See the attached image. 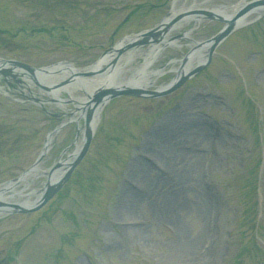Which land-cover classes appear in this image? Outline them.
Returning a JSON list of instances; mask_svg holds the SVG:
<instances>
[{
    "label": "rangeland",
    "instance_id": "1",
    "mask_svg": "<svg viewBox=\"0 0 264 264\" xmlns=\"http://www.w3.org/2000/svg\"><path fill=\"white\" fill-rule=\"evenodd\" d=\"M7 1L11 3L10 8L0 0V20L4 21L1 24L8 19L5 12L14 10L8 14L11 17L8 20L18 22L19 27L22 23H35L39 29L46 27V33L28 36L30 27H26L19 39L31 45L18 48L16 45L11 53L3 48L4 55L38 66L65 59L77 67H84L97 58L98 45L105 48L104 45H112L124 35L157 23L173 3V0H126L129 5L135 4L130 11L124 0ZM193 1L202 0H177L175 6H186ZM204 1L206 6H217L240 0ZM28 5L35 13L29 14ZM69 11L72 14L67 15ZM128 13L130 17L108 42L113 26ZM38 15L46 16L41 20L47 19L48 25L36 24ZM85 16L99 22L98 31L81 43L96 46L85 51L77 50L75 45L56 47L58 37L64 39L59 26L76 24ZM9 24L6 22L4 26L14 29ZM189 26L179 28L186 30ZM219 27V23H209L193 30L190 36L207 38ZM254 30L242 38L249 40V48L264 49L261 44H252L250 38L257 37ZM184 51V46L164 48L151 69L163 65L171 56L180 57ZM261 59L264 54L260 58L254 56L253 61L244 60L242 55L238 58L220 54L217 63L234 68L231 70L239 74L240 86L227 76H218L220 70L212 62L204 72L217 75L215 80L210 83L209 79L198 76L188 79L186 82L191 86L177 102L175 96L180 87L153 99L121 96L104 104L95 121L90 145L63 187L34 212L13 213L0 219V264L10 254L11 246L20 251L19 260L33 264L61 231L72 240L60 252V264H264V125L254 132L255 136L249 131L258 119L257 106L261 105L264 122V77H256V73L264 71L258 66ZM139 60L140 57L136 59ZM263 63L264 60L262 67ZM173 74L159 76L151 88L169 82ZM252 78L256 82L260 80L261 85L255 86ZM206 83L216 89L220 87L226 98L211 87H201ZM206 91L219 96L195 95ZM71 93L82 96L79 91ZM61 96L66 94L61 92ZM190 96L192 100L187 99ZM233 100L240 110L235 117L227 107ZM185 102L187 106L195 105L192 107L195 111L184 112ZM33 103L32 99L11 102L0 96L1 154L8 149L15 158L10 166L5 161L1 164L0 181L19 174L34 160L43 148L46 122L50 128L58 124L57 119L41 114ZM45 106L52 112L66 111L62 120L77 116V113L68 115L73 110L72 104L64 105L63 109L55 103ZM199 111L209 113L218 124L211 122L206 128L198 124L203 132L195 130L193 123L206 118ZM77 124L68 123L54 136L51 147L38 163L40 173L47 171L68 144L70 147L61 158H66L80 144L82 118ZM137 169L143 171L140 176H136ZM40 173L32 179L30 187L42 185L45 177ZM72 194L93 210L96 217L87 214L81 219L79 213H69L67 209L59 215L57 205L64 203L65 208L73 207V201L69 204L67 199ZM212 207L216 211L210 221L211 235L205 231ZM205 238H211L206 250L201 247ZM211 252H215L213 258Z\"/></svg>",
    "mask_w": 264,
    "mask_h": 264
},
{
    "label": "bare ground",
    "instance_id": "2",
    "mask_svg": "<svg viewBox=\"0 0 264 264\" xmlns=\"http://www.w3.org/2000/svg\"><path fill=\"white\" fill-rule=\"evenodd\" d=\"M239 23H241V24L245 23V19L242 20ZM154 54H155V51H151L148 56L149 57H153ZM106 58L108 60L110 58V55L107 56ZM125 58L129 62V59H133L132 53L129 52L128 54H126ZM194 58L195 57H193L192 59H194ZM201 59H202V55H200V56L198 55V57L196 58V61H199ZM104 61H106V60H104ZM146 65H148V61L147 60L141 66L135 68L134 71L130 70L129 75H125V76L115 75V73L105 74L104 76H102V78H100V79H102V84L101 85L110 86L111 88H114V87L117 88V87L122 86V85H125V86H136V87L144 88L151 81L149 79L152 78L154 76V74H159L160 73L159 71H155V70H153V71L152 70H147ZM52 69H53V67L49 68V70H52ZM71 71H73V70L72 69L67 70L66 74H68ZM49 72H52V71H49ZM35 75H36L37 78H40L41 81L47 82L43 78H53L54 73L45 74L44 72H40L39 71V72H36ZM84 83H85V86H87L89 84L88 82H84ZM63 164H65V163H63ZM36 171H38L37 168H33L32 170H29L27 172V174L21 178L20 181L22 183L17 181V182H15V184L14 183H12V184L10 183L6 187H3L4 189H1V191H0V197L2 199H7L6 195H8L9 198L13 196L14 200L16 202H18V203H20L22 205L28 204V200H30L29 197H28V194L24 193V196H22V191H18L16 185L17 184L18 185L19 184H26L29 181V178L31 180V177L33 175H35ZM140 173H142V171H139L137 169L136 176H140ZM2 212L3 211H1L0 214H2ZM136 230H138V229H136Z\"/></svg>",
    "mask_w": 264,
    "mask_h": 264
},
{
    "label": "water",
    "instance_id": "3",
    "mask_svg": "<svg viewBox=\"0 0 264 264\" xmlns=\"http://www.w3.org/2000/svg\"><path fill=\"white\" fill-rule=\"evenodd\" d=\"M262 0L260 1H257V2H261ZM254 3V2H253ZM253 3H250L248 5H246V7L244 9H247L248 7H250ZM208 16H212L211 13L209 12H205ZM231 26H228L219 36H217L215 38V42L214 44H216V42L219 40V38L224 35L225 33H227L229 31ZM152 36L153 37V40H157L158 37H159V31H156V30H150L148 31L146 34L142 35L141 38H139L138 40L132 42L129 44V46H132V45H135V44H141V43H145L147 41V36ZM12 64H15V65H18V66H21L23 68H25L26 70H28L29 72H32V68H30L29 66L27 65H24V64H21V63H17V62H11ZM9 70H2L1 72L3 73H7ZM109 90H100L95 96H94V101L95 102H98L101 100L102 98V95L106 92H108ZM131 90H118V91H113V94H120V93H126V92H130ZM86 146H87V142L86 144L84 145V148L83 150L80 152L79 156L77 159H79V157H81V155L83 154V152L85 151L86 149ZM77 161V160H76ZM75 163V162H74ZM69 172H67L65 174V176L56 184V186L54 187H48L47 188V192H46V197H48L56 188H58L61 183L63 182V180L67 177ZM21 210L25 211V209H22Z\"/></svg>",
    "mask_w": 264,
    "mask_h": 264
}]
</instances>
